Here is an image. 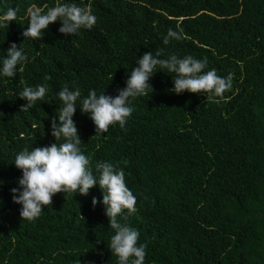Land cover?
<instances>
[{"label":"trees","instance_id":"obj_1","mask_svg":"<svg viewBox=\"0 0 264 264\" xmlns=\"http://www.w3.org/2000/svg\"><path fill=\"white\" fill-rule=\"evenodd\" d=\"M63 3L90 8L97 23L65 35L57 21L41 40L25 39L29 7ZM9 8L17 17L0 27V67L12 43L28 59L14 77L0 76V264L118 262L98 184L86 196L56 194L34 222L13 202L22 177L15 156L63 142L51 120L65 86L81 92L73 120L90 170L98 178V162L123 169L137 199V212L118 219L139 231L144 264H264V0H0V16ZM169 29L183 39L165 45ZM160 49L161 58H206L205 71L231 73L232 88L219 102L177 95L175 74L157 66L154 91L132 100L125 128L96 135L82 99L93 89L115 97L137 59ZM40 84L44 100L20 111L18 94Z\"/></svg>","mask_w":264,"mask_h":264},{"label":"clouds","instance_id":"obj_2","mask_svg":"<svg viewBox=\"0 0 264 264\" xmlns=\"http://www.w3.org/2000/svg\"><path fill=\"white\" fill-rule=\"evenodd\" d=\"M27 15L29 24L22 35L25 39L33 40H41L49 25L57 21L61 22L59 32L65 35H76L81 29L91 30L97 23V17L92 14L90 8L79 7L74 3L57 4L46 12L33 5L28 8ZM16 17L17 10L9 8L0 16V27L8 28L9 23L15 21ZM181 39V32L169 29L163 43L167 45L171 40ZM163 52V49L155 54L146 52L137 59V66L132 68L126 87L119 89L115 97L106 95L105 92L97 95L93 89L82 99L79 109L93 121L96 135L107 133L110 126L117 124L121 129L125 128L134 111L132 100L142 96L149 98L150 93L154 91L149 82L156 73L157 66L175 74L172 91L177 95L187 91L196 95L203 94L206 99L215 98L216 102H219L225 92L232 88L231 73L227 77H221L215 69L205 71L206 58L197 59L191 55L179 58L175 54L161 58ZM27 59L22 46L18 48L12 43L2 61L0 76L14 77L17 66ZM44 79L47 81L51 77L46 75ZM47 91L46 84L24 87L18 96L26 101V105L22 106L20 111L26 112L34 107L37 101H43ZM58 96L63 106L57 114L58 122L55 117L51 120V135L55 141L62 139L63 142L59 145L55 142L50 146L32 148L31 151L25 148L14 159L22 177L18 181L20 188H13L11 192L13 202L22 205L21 220L34 222L46 206H52L53 197L58 193L79 192L86 196L89 190L98 184L103 194L102 203L109 219V227L115 233L110 238L108 247L112 255L118 258L117 264H144L147 245L138 244L139 231L118 219L123 217L126 220L138 210L137 199L126 185L125 172L111 162H98L95 168L99 177L93 174L89 168V158L80 150L82 141L73 120L81 92L78 88L72 91L65 86ZM2 183L0 180V184ZM97 203V199L93 198V207Z\"/></svg>","mask_w":264,"mask_h":264}]
</instances>
